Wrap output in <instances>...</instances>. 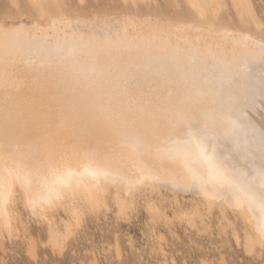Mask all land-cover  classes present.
I'll list each match as a JSON object with an SVG mask.
<instances>
[{
    "label": "bare ground",
    "instance_id": "obj_1",
    "mask_svg": "<svg viewBox=\"0 0 264 264\" xmlns=\"http://www.w3.org/2000/svg\"><path fill=\"white\" fill-rule=\"evenodd\" d=\"M192 2L195 12L204 15L201 22L152 19L144 13L142 16L123 13L120 17L113 15L100 20L80 15L73 18L65 16L61 10L59 18L48 22L49 16L40 5L39 14L45 20L44 24L35 21L31 25L20 23L7 27L0 23V129L7 116L15 132L10 143L18 146L9 149V153L0 149V190L10 193L6 202H0V232L6 230L11 234L18 228L15 222L20 199L32 213L50 221L52 245H57L63 235L59 239L58 224L48 218L51 210L66 207L73 215L80 216L83 210L78 200L85 201L91 209L100 208L105 205V194L111 187L123 189L131 201L142 188L156 191L165 188L176 194L192 193L210 205L231 207L252 226L257 234L256 241L264 242V231L257 230L258 226L264 227L258 205L253 204L250 211L242 193L237 196L226 191L224 185L209 176L205 166L194 159L186 163L182 159L161 158L154 153L137 157L124 140L126 134L134 131V126L121 125L118 130L104 116L106 107L116 108L126 115L129 105L135 106L139 100L135 83L125 82L123 78L129 70L147 75L142 90L154 103L163 105L169 100L180 103L184 100L180 95L184 86L182 76L169 79L168 73V63L173 56L181 60V69L211 59L217 67L223 66L228 72H235L240 57L246 56L255 67L254 77L252 80L245 77L241 83L232 86L237 91L247 87L256 93L255 107H250L246 115L257 132L264 130V103L258 98L261 61L264 59V34L260 26L256 29L260 32H252L218 25L205 14L206 11H217L214 0ZM240 17L243 19L241 14ZM26 29L32 31L8 49L14 34ZM33 40L39 42V48L32 46ZM81 42H87L89 49L85 50ZM21 44L29 51L21 52ZM190 48H195L194 57L188 55ZM48 57L52 58V67L63 69L62 75L55 79L44 73L37 77L34 71ZM197 71L207 77L202 82L206 87L212 82L216 68L211 72L206 68ZM216 81L226 92L229 83L222 76H216ZM155 88L159 89L158 95L151 91ZM212 98L213 94H208L203 98V104H210ZM69 108L77 115L71 122L63 119ZM209 127L216 133L224 130L219 124ZM49 132H55L56 139L67 140L76 146L63 158H56L44 150L39 153L35 149L29 150V145L45 144ZM81 133L87 137L83 147L79 146ZM215 147L218 152L230 150L227 140L215 143ZM37 159L54 161L53 170L49 172L45 168L38 172ZM231 162L237 168L247 166L242 153L233 151ZM193 172L203 178L194 182ZM115 196L122 210L133 204V201L122 199L119 193ZM221 210L225 214L224 209Z\"/></svg>",
    "mask_w": 264,
    "mask_h": 264
},
{
    "label": "rangeland",
    "instance_id": "obj_2",
    "mask_svg": "<svg viewBox=\"0 0 264 264\" xmlns=\"http://www.w3.org/2000/svg\"><path fill=\"white\" fill-rule=\"evenodd\" d=\"M214 2L217 11L205 14L218 25L260 32L256 30L259 25L264 34V0ZM40 5L48 22L59 18L60 10L67 17L99 20L123 13L186 22H201L204 17L195 12L192 0H0V23L7 27L35 21L44 24ZM115 188L111 187L105 205L97 209L78 200L83 210L80 216L66 207L51 210L48 218L58 224L59 239L63 235L57 245H52L50 221L32 213L19 199L18 228L11 234L0 232V264H264V242L256 241L252 226L231 207L210 205L192 193L176 194L165 188H142L132 202L123 189ZM117 193L133 204L120 209Z\"/></svg>",
    "mask_w": 264,
    "mask_h": 264
},
{
    "label": "snow or ice",
    "instance_id": "obj_3",
    "mask_svg": "<svg viewBox=\"0 0 264 264\" xmlns=\"http://www.w3.org/2000/svg\"><path fill=\"white\" fill-rule=\"evenodd\" d=\"M30 31L32 30L26 29L15 33L7 48L10 49L18 40L25 39ZM36 31L40 29L36 28ZM32 46L39 48L40 44L37 40H33ZM81 46L85 50L89 49L87 42H81ZM20 50L21 52L29 51L23 44ZM188 55L194 57L195 48H190ZM262 56H264V49H262ZM180 64L179 57L173 56L168 63V73L169 79L171 76H182L184 85L180 93L184 98L182 102L176 103L169 100L163 105L154 103L142 90L147 82V75L129 70L123 74V78L125 82L135 83L140 98L135 106L129 105L126 115L121 114L116 108L106 107L105 119L113 122L118 130L121 125L134 126V131L130 135L126 134L124 140L137 157L142 158L145 154L154 153L161 158L182 159L186 163H191L194 159L197 163L204 165L209 176L222 183L226 191H232L237 196L242 193L250 211L253 210V204L258 205L261 216L264 217V130L257 132L246 115L250 107H255L257 96L247 87L240 91L231 87L233 83H241L245 77L252 80L255 67L246 56L240 57L239 67L235 72H228L223 66L217 67L211 59L203 64L194 62L187 69H181ZM51 65V57L37 65L34 69L37 77L41 73L53 79L62 75L63 69ZM198 68H206L210 72L216 68L212 82L206 87L202 85V82L207 77L197 71ZM216 76H222L229 83L230 86L226 92L222 87L217 86ZM151 91L159 94L158 88ZM210 93L213 94V98L210 104L204 105L203 98ZM258 98L261 103H264V59L261 61ZM76 118L77 115L71 108L63 117L67 122ZM217 124L223 126L224 130L221 133H216L209 127V125ZM14 135L15 132L6 116L4 127L0 129V149L5 153H9V149L18 147L10 143ZM46 140L47 142L43 145H29V150L35 149L37 153L44 150L56 158H63L65 153L76 146L67 140L56 139L55 132H49ZM86 140L87 137L81 133L79 146L83 147ZM223 140L229 142L230 150L227 153L218 152L215 147V143ZM233 151L244 155L247 161L246 167L237 168L231 162ZM36 165L38 172L45 168L50 172L53 170L54 161L37 159ZM68 175L71 176L72 173L69 172ZM192 177L194 182L203 178L196 172L192 173ZM9 194L7 191L0 190V202H6ZM257 230L264 231V227L258 226Z\"/></svg>",
    "mask_w": 264,
    "mask_h": 264
}]
</instances>
